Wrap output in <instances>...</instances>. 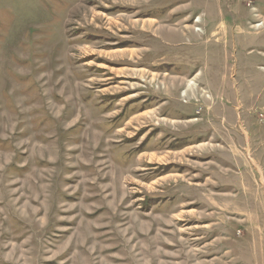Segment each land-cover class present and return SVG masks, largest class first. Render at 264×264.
<instances>
[{"label":"rangeland","instance_id":"rangeland-1","mask_svg":"<svg viewBox=\"0 0 264 264\" xmlns=\"http://www.w3.org/2000/svg\"><path fill=\"white\" fill-rule=\"evenodd\" d=\"M0 264H264V0H0Z\"/></svg>","mask_w":264,"mask_h":264}]
</instances>
